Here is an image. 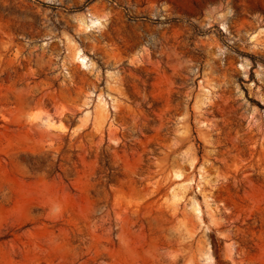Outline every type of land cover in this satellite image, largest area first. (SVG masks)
<instances>
[{
	"label": "rangeland",
	"instance_id": "obj_1",
	"mask_svg": "<svg viewBox=\"0 0 264 264\" xmlns=\"http://www.w3.org/2000/svg\"><path fill=\"white\" fill-rule=\"evenodd\" d=\"M0 264H264V0H0Z\"/></svg>",
	"mask_w": 264,
	"mask_h": 264
},
{
	"label": "bare ground",
	"instance_id": "obj_2",
	"mask_svg": "<svg viewBox=\"0 0 264 264\" xmlns=\"http://www.w3.org/2000/svg\"><path fill=\"white\" fill-rule=\"evenodd\" d=\"M95 23H96V20L90 19L88 26L95 25ZM81 59L83 60V58H81Z\"/></svg>",
	"mask_w": 264,
	"mask_h": 264
}]
</instances>
